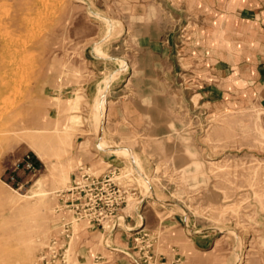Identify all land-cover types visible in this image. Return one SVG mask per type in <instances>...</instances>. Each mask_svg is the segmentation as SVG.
<instances>
[{
  "label": "rangeland",
  "instance_id": "rangeland-1",
  "mask_svg": "<svg viewBox=\"0 0 264 264\" xmlns=\"http://www.w3.org/2000/svg\"><path fill=\"white\" fill-rule=\"evenodd\" d=\"M231 2L0 0V264H79L84 241L105 257L88 264H264V109L246 64L218 95L202 54L242 51ZM139 42L166 56L156 80ZM94 52L113 61L99 77ZM88 176L115 229L78 219Z\"/></svg>",
  "mask_w": 264,
  "mask_h": 264
},
{
  "label": "crops",
  "instance_id": "crops-1",
  "mask_svg": "<svg viewBox=\"0 0 264 264\" xmlns=\"http://www.w3.org/2000/svg\"><path fill=\"white\" fill-rule=\"evenodd\" d=\"M224 14L230 15L229 31L233 34V37L235 36L236 40L242 42L243 47H240L242 49L241 52L231 54L224 48L225 43L221 40L218 52L220 55H222V57L219 58L214 57L211 51L209 52L206 50V48H204L202 52V54L205 56L204 61H209L210 65L206 70L209 72V75L218 80L219 83L213 84V82H210L209 85H214L217 88V94L221 95V93H223L225 81H227L229 78H232L234 74L233 69L234 72H236L239 66L243 68V65L246 64L245 66L248 68L246 71H250V76L253 80L252 90L255 94H257L261 103V107L264 109V0H233L229 7L226 6V11ZM158 45L159 47L163 48L164 51L168 46L171 45V52L174 53L173 45L170 44V41ZM138 47L139 52L148 55L154 60L149 66L143 64V60L141 62L137 61L139 75L143 76V74L147 73V70L150 69L151 73H154V75L148 76L149 79L156 80V72L159 66L158 62H164L163 60L166 56L163 55L164 53L161 51V49L154 50L150 45L142 44V42H139ZM194 48L196 47L193 44L192 46H189V57L192 59L194 58V54H192V50H195ZM92 58L94 63L97 64L94 66V72L95 74H98V77L105 73L106 70L109 71L107 67L108 65H111L113 61H109L103 56L95 54V52ZM134 58L138 60V56L133 57L132 53H130L128 58L129 69L132 67ZM211 60L213 61L210 62ZM88 93H90V90H88ZM96 94H99L98 90ZM209 94H211V92H208L205 95L207 96ZM112 95L113 90H110V98ZM120 121L124 120L118 119V125L125 124L124 122ZM115 239L116 237H114V241ZM193 241L198 248L203 249L204 242L201 240V237H196ZM119 243V247H121L120 249H131V242L127 241L123 236L120 238ZM86 244L87 241H84L83 244L77 248V261L79 264H88L92 260L94 261V258L99 255L105 258L102 253L96 252L93 246H88ZM119 256L120 257L116 258L115 262L112 264H133L128 255ZM97 264H109V261L97 262Z\"/></svg>",
  "mask_w": 264,
  "mask_h": 264
},
{
  "label": "built area",
  "instance_id": "built-area-1",
  "mask_svg": "<svg viewBox=\"0 0 264 264\" xmlns=\"http://www.w3.org/2000/svg\"><path fill=\"white\" fill-rule=\"evenodd\" d=\"M16 170H23L24 172H28V173H33L35 174L36 172V165L32 159V157L30 155H27L24 157V159L17 165ZM87 174V173H85ZM83 175L84 177H86V175ZM88 180L84 181L83 183H79L78 187L81 189L80 195L82 192L86 191V196H83L82 199H84V203L86 205H88V208L83 209V203L82 204H77V210H80L79 214H77L79 217L78 219H84V218H89L87 216V214H90L91 219L93 220H102V221H106L108 222V224H113L112 227H114V229L119 226V223L121 222V220H118L117 218H115L112 214L106 213L98 210V207L100 206L101 202L103 201V198H101V195L96 194V190H100L99 186H96V182L94 179H92L90 176L87 177ZM113 180L110 179L109 183L112 182ZM88 185L89 188L87 187ZM114 185V184H112ZM112 185L108 184L107 190H109V188L114 189V186L112 187ZM86 186V188H85ZM104 190V189H102ZM95 192V193H94ZM81 199V198H80ZM78 203V202H77ZM108 205H114V203L111 202V200L109 199V202L107 203ZM92 205V208H90L89 206ZM90 212V213H89ZM90 219V218H89ZM67 231V237H70V230L67 229L65 230Z\"/></svg>",
  "mask_w": 264,
  "mask_h": 264
},
{
  "label": "bare ground",
  "instance_id": "bare-ground-1",
  "mask_svg": "<svg viewBox=\"0 0 264 264\" xmlns=\"http://www.w3.org/2000/svg\"><path fill=\"white\" fill-rule=\"evenodd\" d=\"M99 16H101V15L99 14ZM102 18H104L106 21H108L109 24L112 26V22H111L108 18L103 17V16H102ZM106 21H105V22H106ZM111 26H110V28H111ZM109 30H110V29H109ZM109 30H108V31H109ZM111 30H112V29H111ZM111 30H110V31H111ZM110 34H111V32H110ZM110 34H107V36L110 35ZM35 149H36V154L38 155V157H39L43 162H46V161H47V159H46V155H45L44 152L42 151V148H35ZM102 149H103V147H102ZM110 149L115 150V152H117V153H125V152H129V156L132 155V154H131V151H130L128 148H126V147H116V148L112 147V148H110ZM125 154H126V153H125ZM123 155H124V154H123ZM133 155H134V154H133ZM141 175H142L144 181L146 182V184L149 183L147 177H145L143 174H141ZM108 247H109V246H108Z\"/></svg>",
  "mask_w": 264,
  "mask_h": 264
}]
</instances>
